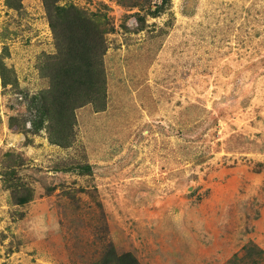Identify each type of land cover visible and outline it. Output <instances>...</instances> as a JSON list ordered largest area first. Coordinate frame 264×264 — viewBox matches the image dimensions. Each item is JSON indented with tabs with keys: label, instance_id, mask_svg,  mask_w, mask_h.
Masks as SVG:
<instances>
[{
	"label": "rangeland",
	"instance_id": "374dc122",
	"mask_svg": "<svg viewBox=\"0 0 264 264\" xmlns=\"http://www.w3.org/2000/svg\"><path fill=\"white\" fill-rule=\"evenodd\" d=\"M0 264H264V0H0Z\"/></svg>",
	"mask_w": 264,
	"mask_h": 264
},
{
	"label": "trees",
	"instance_id": "16d2710c",
	"mask_svg": "<svg viewBox=\"0 0 264 264\" xmlns=\"http://www.w3.org/2000/svg\"><path fill=\"white\" fill-rule=\"evenodd\" d=\"M72 10L71 8L62 10L63 17L71 14L68 28L71 31L72 40L68 47L69 61L63 62L58 67L55 78L63 83L76 80L80 84L85 81L90 86L94 84L97 77L96 68L93 66L95 49L93 46H95L94 38L99 33L97 26L85 19L79 11Z\"/></svg>",
	"mask_w": 264,
	"mask_h": 264
}]
</instances>
